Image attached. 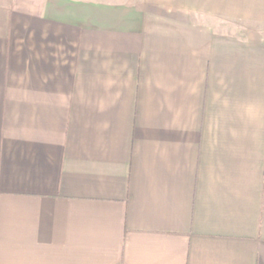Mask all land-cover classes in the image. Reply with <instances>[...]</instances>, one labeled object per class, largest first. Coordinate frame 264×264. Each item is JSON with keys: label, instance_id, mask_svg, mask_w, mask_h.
<instances>
[{"label": "crops", "instance_id": "obj_1", "mask_svg": "<svg viewBox=\"0 0 264 264\" xmlns=\"http://www.w3.org/2000/svg\"><path fill=\"white\" fill-rule=\"evenodd\" d=\"M257 28L264 0H0V264H264Z\"/></svg>", "mask_w": 264, "mask_h": 264}, {"label": "rangeland", "instance_id": "obj_2", "mask_svg": "<svg viewBox=\"0 0 264 264\" xmlns=\"http://www.w3.org/2000/svg\"><path fill=\"white\" fill-rule=\"evenodd\" d=\"M214 25H216V30L223 32L224 34H235V35H242L243 32L248 29V25L245 23H238L233 21H226L222 19H211L210 20ZM220 26V28L218 27ZM250 26V25H249ZM255 28V27H253ZM260 31H263L264 28H257Z\"/></svg>", "mask_w": 264, "mask_h": 264}]
</instances>
